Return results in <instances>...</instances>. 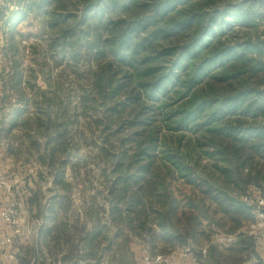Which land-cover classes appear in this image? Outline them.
<instances>
[{"label": "trees", "instance_id": "1", "mask_svg": "<svg viewBox=\"0 0 264 264\" xmlns=\"http://www.w3.org/2000/svg\"><path fill=\"white\" fill-rule=\"evenodd\" d=\"M9 1L14 11L0 8L9 65L0 73V114L12 98L16 105L7 125L1 116L0 133L23 129L33 144V133L43 139L36 151L56 186L47 206L36 193L28 200L41 226L15 264H100L104 241L120 259L134 256V241L166 255L252 221L243 197L264 188V0ZM30 16L56 63L70 60L77 75L86 62L77 104L101 134L107 168L108 208L96 225L81 220L87 207L75 213L68 199L64 168L73 163L59 86L35 91L17 60L15 30ZM26 89L39 100L35 117ZM255 241L237 244L257 256ZM206 259L226 258L211 246Z\"/></svg>", "mask_w": 264, "mask_h": 264}, {"label": "rangeland", "instance_id": "2", "mask_svg": "<svg viewBox=\"0 0 264 264\" xmlns=\"http://www.w3.org/2000/svg\"><path fill=\"white\" fill-rule=\"evenodd\" d=\"M1 7H7V13L15 10V5L10 1L6 2V0H0ZM261 11L264 14V9ZM15 31L14 41L17 42V60L21 62L23 78L27 80L28 76L32 75L29 79L32 83L31 85L35 87V91L36 88L47 92H50L51 89L56 91V86L53 85L59 86L60 93L57 92V94L59 97H62L63 106L67 108V114L62 117L64 120L61 118L60 123L65 124L69 137L68 152L72 158L69 162L74 164H67L64 168V179L70 185V192L67 194L68 199H71L73 204L72 209L75 213H82V209L87 207V217H83L81 220L85 221L87 226L91 224L96 225L95 220L97 218H101L103 221L105 220L108 208L106 202L107 189L105 188L107 168L105 160L100 155L102 147L101 134L95 127L94 122H92L91 119L93 118L91 115H83L77 104L79 89L81 90L86 84L84 79L80 80L78 78V75H82V78L84 77L83 72L86 68V62L83 61L77 67V75L74 74L75 69L71 66L72 62L70 60L56 63L58 61L52 59L47 51V44L45 42L46 34L45 32L41 33L39 18L34 16L28 17L25 22L18 25ZM0 36L1 73L2 70L7 72L9 65L7 61L2 59L1 51L6 42L2 30L0 31ZM35 91L30 92L28 89L25 90V93H27L30 99L28 111L32 114V117L36 116V108L33 103L39 101L34 100ZM15 105V100L12 98L5 113L0 114V120L2 116L6 125L7 121H9L6 115L9 116L11 111H14ZM16 107L18 108L19 106ZM68 119H70L69 124L67 122ZM26 135L23 129H14L9 133H0V164L5 171L8 182L13 184L14 181H18L16 184L17 189L16 187L13 188V201L15 203L25 201L28 206V200L36 193L40 195V205L44 207L47 206L49 199L56 190L52 176L55 172L53 169L42 165L39 160V153L36 149L40 148L42 151L44 140L33 133L35 138V144H33ZM30 209H28V212L31 219L40 222L41 220L36 217L35 209ZM81 220L79 222L80 224L82 223ZM72 221L74 222L73 219ZM35 228L34 225L33 229ZM104 233H108L107 228H104ZM106 237L108 238V236ZM210 240L203 242L201 247L209 243ZM16 242L20 247H30L32 246L33 239L22 236ZM102 243L101 247L107 249V251L103 254L100 264H138L141 255L147 253L142 245L136 244L134 241L130 245L134 256L128 252V254H124V257L120 259V253L113 249L108 251V243L106 241ZM237 243L228 248L217 247L219 253L226 258L224 262L222 261V264H239L241 261H247L253 256L251 252L240 250L239 244ZM254 243L253 252L256 250ZM135 247H141L143 250L138 255H135ZM133 248L134 250H132ZM113 255L116 258L119 257L117 259L112 258ZM206 256L200 260L203 264L207 262ZM253 257L258 264H261L262 261L258 255ZM197 258L200 259L199 257Z\"/></svg>", "mask_w": 264, "mask_h": 264}, {"label": "built area", "instance_id": "3", "mask_svg": "<svg viewBox=\"0 0 264 264\" xmlns=\"http://www.w3.org/2000/svg\"><path fill=\"white\" fill-rule=\"evenodd\" d=\"M17 183L18 181H14L13 184L8 182L5 171L0 164V196L3 199L0 219L9 228V234L2 240V245L5 247L13 246L15 238L36 236L41 226L40 222L31 219L25 201L22 203H15L13 201V188L16 187L17 189ZM252 194L257 195V199L254 201L251 200ZM243 202L252 208V221L237 233L231 235H213L209 243L198 249H194L190 245L187 248L177 249L166 255L151 256L144 253L141 255L138 264H180L188 259L192 260V264H201L194 259L193 253H199L202 257H205L210 246L232 247L245 237H253L256 240L261 239L264 241V188H253L251 193L243 197ZM34 225L35 229H33ZM15 254V252H10L6 257L12 260Z\"/></svg>", "mask_w": 264, "mask_h": 264}, {"label": "crops", "instance_id": "4", "mask_svg": "<svg viewBox=\"0 0 264 264\" xmlns=\"http://www.w3.org/2000/svg\"><path fill=\"white\" fill-rule=\"evenodd\" d=\"M1 31V30H0ZM0 40H1V36H0ZM3 204V199L0 196V210ZM29 209V208H28ZM29 211V210H28ZM9 234V228L1 221L0 219V264H15L16 263V256H14V258L12 260L8 259L6 257V255L10 252L12 253H19V249L21 248L20 246H18V243L16 242L20 240V238H15L14 240V244L11 247H5L2 245V240L5 236H7ZM38 233L36 236H26L25 238H32L33 241H35L37 239ZM255 252L257 253L259 259H261V264H264V241L261 239H258L255 241ZM139 249V250H138ZM134 250V248L132 249ZM138 250V252H137ZM143 250L141 247H135V255H138V253H140V251ZM15 254V255H16ZM43 254H45V252L43 251ZM137 257V256H135ZM180 264H192V260L188 259L185 260L183 262H181Z\"/></svg>", "mask_w": 264, "mask_h": 264}, {"label": "water", "instance_id": "5", "mask_svg": "<svg viewBox=\"0 0 264 264\" xmlns=\"http://www.w3.org/2000/svg\"><path fill=\"white\" fill-rule=\"evenodd\" d=\"M242 264H258L256 259L252 256L249 260L243 262Z\"/></svg>", "mask_w": 264, "mask_h": 264}]
</instances>
